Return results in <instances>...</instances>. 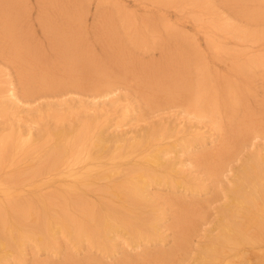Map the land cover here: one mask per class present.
Returning <instances> with one entry per match:
<instances>
[{
	"label": "rangeland",
	"instance_id": "1",
	"mask_svg": "<svg viewBox=\"0 0 264 264\" xmlns=\"http://www.w3.org/2000/svg\"><path fill=\"white\" fill-rule=\"evenodd\" d=\"M119 10L141 29V38L135 39L132 26L124 28ZM202 21L207 28L199 27ZM251 56H264V0H0V76L13 80L19 94H30L25 97L33 110L43 108L33 113L21 108L20 115L31 114L36 130L54 129V114L65 109L77 116L68 123L80 124L89 118L80 111L86 104L79 105L80 97L117 89L120 104L130 101L137 117L127 126L161 144L165 162L156 169L158 179L151 180L148 201L126 206L106 198V192L99 199L97 192L100 205L117 210L121 226L116 230L106 232L89 220L91 235L77 237L65 229L58 237L46 234L44 250L26 233L24 250L5 242L12 252L6 264H197L200 250L214 246L220 260L211 259L213 264L225 259L257 264L258 253L236 256L223 230L229 221L247 228L255 220L232 203L244 165L264 152V105L259 102L264 64L250 63ZM201 86L213 93L212 107L214 98L220 99L222 112L215 122L189 117L188 131L207 123L212 135L184 140L179 117L198 100L195 92ZM123 120L119 112L97 123L112 136L117 131L111 125ZM174 163L176 171L170 174ZM185 173L195 180L179 176ZM263 174L260 167L252 177ZM253 181L246 193L255 192Z\"/></svg>",
	"mask_w": 264,
	"mask_h": 264
},
{
	"label": "bare ground",
	"instance_id": "2",
	"mask_svg": "<svg viewBox=\"0 0 264 264\" xmlns=\"http://www.w3.org/2000/svg\"><path fill=\"white\" fill-rule=\"evenodd\" d=\"M192 2L197 5L195 1ZM124 10L130 12L126 7ZM121 11L119 18L124 28L132 26V32L138 40L142 37L141 29L132 24L131 17L123 10H119ZM202 20L205 19L202 18ZM205 23L202 21L201 25H198L199 27L204 25L207 28L208 25ZM215 27L213 25L212 29ZM245 35L243 33V36ZM210 36L216 43L213 32ZM216 47H218L217 44ZM253 56L249 58L250 63L264 64V56L252 59ZM249 60L245 58L244 64H249ZM93 92V98L80 97L79 101V105L86 102L84 109L80 111L86 112L88 119H80V124L68 123V120L71 118L74 120L77 116L71 115L65 109L64 111L60 109L54 114L57 122L54 129L51 128L53 126L48 125L46 129L36 130V123L32 120L31 114L24 118V115H20L22 111L19 112L21 108L26 111L32 109L25 97L30 94H19L13 80L8 79L7 81L1 77L0 239L4 247L0 248V264H6V260L12 254L5 242L11 240L15 242L17 248L24 250L27 244L26 233L32 238L30 243H35L41 250H44L47 249V242L42 237L46 234L54 236L65 229L64 231L77 237L85 234L91 235L89 220L101 225L106 232L116 230L121 226L119 214L115 213L117 210L109 209L112 206L106 207V203L105 205L104 202L102 205L98 203L95 198L96 195L98 196V191L100 192L99 199L107 193L106 198L113 196L122 201V205L126 202V206L130 204L128 201H141L142 203V201L149 200L148 188L151 180L158 179L157 167L161 168L165 165L162 159L164 154L161 151V144H154L150 138H143L141 131L134 132L127 126L128 122L137 117L134 115L130 101L125 100L123 104H120L117 89L93 90ZM195 94H198V100L193 101L188 113L183 112V116L179 117V131L182 132L184 140L190 136L196 140L212 135V128H208L207 123L188 131L185 122L191 119L189 117L198 120L207 117V120L213 122L215 115L218 116L222 112L219 107L220 99L214 98L215 106L212 107L211 94L213 93L208 88L201 86L197 88ZM76 95L82 96L81 94ZM259 102L261 106L264 105V99ZM38 106L36 107L38 111L43 109ZM36 109H32L31 112L37 111ZM49 110L47 111L52 113L51 109ZM119 112L124 120L111 125L112 130L117 133L110 136L97 121L103 118L107 120L110 114ZM50 115L47 114V116ZM1 119L4 120L3 124ZM43 130L45 137H43ZM46 160L49 163L42 164ZM177 164L174 163L167 171L170 174L176 171L175 165ZM260 167H264V152L244 165L241 176L242 184L237 181L233 189L236 196L232 198L237 211L244 209L248 212L247 219L255 220L247 228H242L229 221L224 224L223 230L227 231L225 241L230 244V250L235 247L236 256L244 257L252 251L251 253L259 254L257 264H264V174L260 178L257 176L260 180L252 177ZM175 176L178 174L175 173ZM179 176L183 179L195 180L189 173ZM176 180L177 184H181V179ZM250 180L256 181L253 186L254 193L245 191V186ZM75 198L78 202L74 200ZM95 203L102 208L96 206ZM15 212L18 214H14ZM36 226L40 228L39 232ZM66 241L69 243L68 239ZM213 244L216 245L215 241ZM217 251L216 246L200 250L202 258L197 264H206L205 262L211 259L220 260ZM213 261L210 262L213 264ZM222 262L223 264L232 263L226 259Z\"/></svg>",
	"mask_w": 264,
	"mask_h": 264
}]
</instances>
